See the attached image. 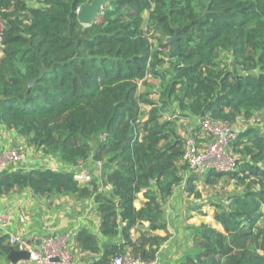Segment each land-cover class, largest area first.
Wrapping results in <instances>:
<instances>
[{
	"label": "trees",
	"instance_id": "obj_1",
	"mask_svg": "<svg viewBox=\"0 0 264 264\" xmlns=\"http://www.w3.org/2000/svg\"><path fill=\"white\" fill-rule=\"evenodd\" d=\"M90 1L0 0V124L62 166L5 168L0 195L28 187L92 199L98 232L74 236L95 255L88 264H113L117 253L152 262L184 178L190 210L210 205L220 228L188 225L191 245L163 264H264V127L249 122L264 112V0H107L82 25L77 11ZM205 118L248 123L228 145L235 171L198 176L182 163L178 122L197 138ZM90 157L100 176L79 182L73 170ZM223 178L233 190L201 199L199 182ZM11 248L1 233L0 264Z\"/></svg>",
	"mask_w": 264,
	"mask_h": 264
},
{
	"label": "crops",
	"instance_id": "obj_2",
	"mask_svg": "<svg viewBox=\"0 0 264 264\" xmlns=\"http://www.w3.org/2000/svg\"><path fill=\"white\" fill-rule=\"evenodd\" d=\"M242 121V119H239L236 125L233 126L236 127L235 131L242 128L238 129ZM247 124L243 127H246ZM199 135L196 138L198 141L206 139ZM18 136L14 131L8 130L0 124V154L15 144L21 145L19 142L23 140L17 139ZM22 147V161L11 163L7 168L14 169L18 166L62 167L55 159L43 156L34 148L28 145L25 146V144ZM84 165L88 167L92 176L99 178L102 165L97 166L93 161L90 166L88 163ZM177 188L164 207L168 222L167 231H156L161 236L166 234L167 239L160 246L152 264L172 263L180 252L185 251L189 245L187 234L190 231L187 226L201 223V221L194 222L190 212L184 214L185 218L180 217L179 208L185 200L182 195H179L181 192L179 190L182 189ZM143 202L144 198L140 192L134 202V206L139 208ZM95 209L96 205L92 199L80 200L74 196L64 195L42 196L34 194L28 187L13 189L0 195V212L4 213L8 218L6 226L1 231L8 235L19 233L30 240H37L47 236H64L65 246L71 253L74 263L88 264L89 261L95 258V255L87 251L79 252L75 248L74 236L81 228L89 229L94 233L98 232L99 218ZM202 222L216 226L215 222ZM218 227L220 228L219 225ZM132 236L136 238L137 231H132ZM5 263L12 264L8 259ZM16 264H26V262L25 260H20Z\"/></svg>",
	"mask_w": 264,
	"mask_h": 264
},
{
	"label": "built area",
	"instance_id": "obj_3",
	"mask_svg": "<svg viewBox=\"0 0 264 264\" xmlns=\"http://www.w3.org/2000/svg\"><path fill=\"white\" fill-rule=\"evenodd\" d=\"M2 30L3 22L0 20V41ZM200 130L201 137L206 138L204 141H198L192 134L186 136L182 163L186 165L187 170L198 176L208 170L235 171L240 156L228 150V145L237 135L235 129L221 119L205 118L201 121ZM20 146H12L0 154V173L11 163L22 161V146ZM89 160L91 157L88 163H90ZM93 163L97 166L102 165L101 161H93ZM91 176L90 170L84 164L73 170V177L79 182H88ZM184 183L183 178L178 185L180 189L184 188ZM7 219V216L0 212V230L6 226ZM8 243L15 250L29 253L28 259L25 260L26 264H75L71 253L65 246L64 236H47L30 240L22 234L12 233L8 235ZM152 262H144L122 253H117L112 259L113 264H152Z\"/></svg>",
	"mask_w": 264,
	"mask_h": 264
},
{
	"label": "rangeland",
	"instance_id": "obj_4",
	"mask_svg": "<svg viewBox=\"0 0 264 264\" xmlns=\"http://www.w3.org/2000/svg\"><path fill=\"white\" fill-rule=\"evenodd\" d=\"M166 49H167V47L164 49V51ZM155 82H158V81H155ZM139 90H141L140 87H139ZM143 107L144 108H148L147 106H143ZM249 122L256 123V125L264 127V112L256 113L250 119ZM185 123H186L185 121H179L178 122V129H179V132H180L181 135L184 133L188 137V136H190L191 132H189L187 130V125ZM245 125H246V122L243 120L242 123L239 125L238 129L240 127L245 126ZM233 128L236 130V127H233ZM199 136H201V131H200V135ZM18 138L23 140V141L19 142L22 146H24V144H25V146H27V144L25 142V139L23 137L18 136L17 139ZM13 146H20V145L15 144ZM22 152H23V147H21V154H22ZM86 163H88V161ZM88 164L90 166L91 165V161ZM233 189H234V183L231 180L227 181L224 178L221 179L215 186H207V185L202 184V182H199V184H198V190L200 191L201 199H208V200L209 199H216V196H220L223 192H229V191H231ZM179 191H181L179 193V195H182L184 200H185L182 203V205L180 206V208H179L180 209L179 214H180L181 218H185L184 214H187V213L190 212L191 218H193L194 222L205 221V222L214 223V221H213V208L210 205H207V204L206 205H202L200 207L201 211L190 210V208H191L190 206L195 203V201H194L195 199H194L193 195L192 196H188L184 192V188L182 190H179ZM198 202H199V200H198ZM214 227L219 229L217 224ZM187 238H188L187 240H189V244H190V242H191L190 233L187 234Z\"/></svg>",
	"mask_w": 264,
	"mask_h": 264
},
{
	"label": "water",
	"instance_id": "obj_5",
	"mask_svg": "<svg viewBox=\"0 0 264 264\" xmlns=\"http://www.w3.org/2000/svg\"><path fill=\"white\" fill-rule=\"evenodd\" d=\"M107 0H91L89 3L81 6L77 11V19L82 25H89L95 22L99 16L100 10L105 6ZM173 43V49L169 53V58H173L178 52V46L174 41V36L170 38ZM47 70L45 66L40 69L38 77ZM34 81V79L32 80ZM2 231L0 230V234ZM29 257L27 251H18L11 248L6 258L12 263L16 264L20 260H26Z\"/></svg>",
	"mask_w": 264,
	"mask_h": 264
}]
</instances>
